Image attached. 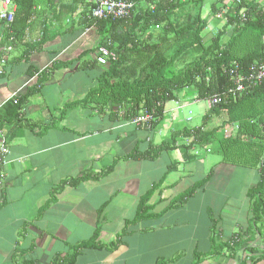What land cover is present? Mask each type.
Returning <instances> with one entry per match:
<instances>
[{
  "label": "crops",
  "instance_id": "0c3cea01",
  "mask_svg": "<svg viewBox=\"0 0 264 264\" xmlns=\"http://www.w3.org/2000/svg\"><path fill=\"white\" fill-rule=\"evenodd\" d=\"M77 1L37 0L33 25L17 44L4 42L0 24V57L8 60L0 106L30 80L22 94L34 92L44 76L24 108L25 127L2 130L10 155L0 178V264H196L199 258L200 264H237L242 253L235 263L232 251L214 253L213 243L262 246L261 234H243L253 217L247 183L257 170L222 164L201 145L191 146L193 139L171 136L178 131L176 111L199 101L190 89L148 143L120 112L118 121L109 118V107L101 115L87 101L101 70L86 69L101 38L89 27V0ZM66 10L73 16H63ZM169 144L155 162L129 158L135 148L142 154ZM165 163L176 167L167 172ZM153 188L140 219L141 198ZM95 233L96 244L82 246Z\"/></svg>",
  "mask_w": 264,
  "mask_h": 264
},
{
  "label": "trees",
  "instance_id": "16d2710c",
  "mask_svg": "<svg viewBox=\"0 0 264 264\" xmlns=\"http://www.w3.org/2000/svg\"><path fill=\"white\" fill-rule=\"evenodd\" d=\"M36 1L15 0L18 6L15 21L9 26L0 23L2 28L4 26L5 43L11 38L16 43L28 35L35 20ZM130 1L134 4V9L131 16L125 20L88 19L89 27L95 25L101 38L95 54L100 48H105L115 55V59H107V66L100 65L97 61L86 66V69L98 66L101 70L98 82L87 101H93L98 105L102 111L101 115H105L104 109L109 107V118L113 121L120 120L119 112L122 113L125 122H132L136 116L146 112L152 115L153 121L150 125L153 129L165 120L167 104L177 101L182 91L190 89L188 95L195 94L199 101H205L215 95L222 96L220 104L208 108L203 117L202 127L192 128L187 132L185 130L180 134L193 139L191 146L199 144L204 149H210L217 135L216 127L208 129L213 120L227 116L222 126L225 128L228 125L236 126L240 131V136L236 140L223 138L224 142H218L220 152L213 154L221 159L222 164L250 171L257 170L259 180L247 192V198L253 207L250 226L253 233L262 235V246L259 248V245L255 244L257 240L239 242L233 238L234 241L227 245L214 241L213 252L229 249L233 253L232 261L235 263L242 253L241 261H237V264H255L258 260L264 259V111H256L255 108L259 103H264V83L252 89L247 88L243 93H229L234 89V80L227 70L233 63H238L240 72H244L251 65L264 62V46L261 43L264 36V9L253 7L247 0H216L215 5L228 7L229 13L245 11V18L243 20L236 15L230 18L232 30L226 44L221 40L225 34L221 33L212 38L209 44H205L200 32L206 28L207 22L202 21V26L199 27L201 7L205 0ZM228 1L231 3L230 6L226 4ZM187 6L195 7L196 13L192 14L193 9L189 10ZM212 8L214 9L213 4ZM181 9L188 14L187 21L173 23V16ZM65 15L73 16L68 10L63 12V16ZM156 26H159V29H156ZM10 31H13L14 35H10ZM41 40L44 41L43 38ZM254 42L256 46L253 50L242 51L238 48L241 46L239 43ZM30 51L24 55L27 57ZM24 55L16 64L25 59ZM25 62H28V57ZM31 69L30 66L29 70ZM43 78V74H40L36 86L42 88ZM32 87L35 88L34 92L29 89L25 94L17 95L15 99H8L0 107V130L8 127L21 130L25 127L24 108L32 93L35 95L41 91V88L35 85ZM28 126L33 127L31 124ZM7 132L6 135L10 138L16 137L15 134L12 136ZM252 140H257V143ZM168 146L158 148L149 146L142 154L135 148L129 158L155 162L171 149L170 144ZM165 165L167 172L176 167L174 163ZM205 183L206 181L202 185ZM197 190L191 189L182 196L181 201L185 203ZM154 191V188L151 189L141 198L140 219L145 214L143 204ZM96 240L95 233L89 245L82 246H93ZM248 258L251 262L247 261ZM200 263L199 258L196 264Z\"/></svg>",
  "mask_w": 264,
  "mask_h": 264
},
{
  "label": "rangeland",
  "instance_id": "374dc122",
  "mask_svg": "<svg viewBox=\"0 0 264 264\" xmlns=\"http://www.w3.org/2000/svg\"><path fill=\"white\" fill-rule=\"evenodd\" d=\"M248 3L252 4L253 7H257L260 9H264V0H247ZM90 1L88 2V7H90L89 4ZM216 0H205V4L202 5V9H201V13H200V26L201 27V23L202 21H206L207 22V26L204 30H202L200 32V36L203 37V40L205 42V44H209L210 40L214 37H216L217 35H219V33L221 34H225L224 38H222V42L223 44H226V42L229 40V36L231 35V30H232V26L230 25V18L234 17L235 15L237 17H241L243 20L245 18V11H241L238 13H229L228 12V7L227 8H223V6L221 4H217V6L215 5ZM212 4L214 6V9L212 8ZM226 4H228L227 6H230V1L226 2ZM187 9H193L192 14L196 13L194 11V9H196L195 7H188ZM184 10V9H183ZM216 10V11H215ZM215 11V12H214ZM215 13V15L213 14ZM187 16L188 14L184 13V11L179 10L175 13V15L172 18L173 23H184L187 21ZM231 26V27H230ZM231 28V29H230ZM262 45L264 46V36L262 37L261 40ZM238 48L242 51L244 50H253L254 47L256 46V42L251 43V44H245V43H239ZM183 92H180L179 94H182ZM184 95V94H182ZM189 101V100H188ZM259 106V108L257 107ZM176 108V104L175 102H170L167 104L166 106V112H165V118H166V122H168L169 117H171V109H175ZM256 111H264V103H259L258 105H256ZM106 111V108H105ZM107 111L109 112V108L107 109ZM107 111L105 112V115L107 114ZM208 111V107L207 104L205 103V101H197V102H190L189 104L186 105L184 108L181 109V111H176V117H177V132L174 131L173 134L171 135L172 137L175 136L176 134V139L179 140V137H177V135L179 136H184L180 134L181 132H184L186 130L189 131L192 128H198V127H202L203 123V117L206 115ZM123 119V118H122ZM224 120H227V116L226 117H220L215 120H213L212 122H210V124L208 125V129H212L213 127H216L217 129V135H216V140L213 144H211V148L210 149H204L201 147L202 151L204 153L206 152H220V147L218 145V142H224L225 140H223V138L225 139H233L236 140L239 136H240V131L237 129L236 126L232 127L230 125H228V127H223L222 123ZM179 121V122H178ZM140 131H143V133H140L141 136H146V142L148 143L150 139L153 140V138H155V133H156V128L153 127V129H149V128H145V127H139ZM206 130V128H205ZM223 134V135H222ZM171 136L169 135V139L171 138ZM208 139V138H207ZM253 142L257 143V140H252ZM252 172V176H251V180L250 182L247 183V186H255L256 183L258 182L259 178L258 175L256 174L255 171H251ZM241 174V173H240ZM248 202H250L249 200H247ZM251 203V202H250ZM252 205V204H251ZM249 226L247 225V223L244 224V228H248ZM253 231L251 230V228H249L248 232H244V237L246 238H250L252 237ZM242 234V236H243Z\"/></svg>",
  "mask_w": 264,
  "mask_h": 264
},
{
  "label": "built area",
  "instance_id": "2783aa9c",
  "mask_svg": "<svg viewBox=\"0 0 264 264\" xmlns=\"http://www.w3.org/2000/svg\"><path fill=\"white\" fill-rule=\"evenodd\" d=\"M89 14L88 18L92 20L102 21H121L129 18L133 12L134 4L130 0H89ZM18 11V6L15 0H0V23L6 26L11 25L16 18ZM159 29V26H156ZM11 41H14L11 38ZM7 52L10 48L6 49ZM115 59V55L105 48H100L95 54L94 59L100 65L107 66V59ZM7 56L4 55L0 58V76L6 73L7 68ZM229 75L234 80V89H231L229 93H243L247 88L252 89L258 87L264 83V62L256 63L247 68L244 72H240V65L238 63H233L227 70ZM32 82L30 80L22 88L14 92L10 99H15L17 95L21 94L22 91ZM222 101V96H212L205 100L208 108L215 107ZM1 107V106H0ZM122 114V113H121ZM153 121L152 115L144 112L136 116L132 123L136 127H145L151 129L150 123ZM10 155V150L7 145L6 139L3 135L2 130H0V170L1 180H5L3 168L6 167L9 162L8 158Z\"/></svg>",
  "mask_w": 264,
  "mask_h": 264
},
{
  "label": "clouds",
  "instance_id": "9594fccd",
  "mask_svg": "<svg viewBox=\"0 0 264 264\" xmlns=\"http://www.w3.org/2000/svg\"><path fill=\"white\" fill-rule=\"evenodd\" d=\"M90 4V3H89ZM201 101V100H200Z\"/></svg>",
  "mask_w": 264,
  "mask_h": 264
}]
</instances>
